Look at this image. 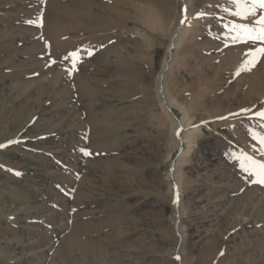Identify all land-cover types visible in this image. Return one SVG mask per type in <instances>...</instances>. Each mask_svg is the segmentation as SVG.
Segmentation results:
<instances>
[{
  "label": "rangeland",
  "instance_id": "rangeland-1",
  "mask_svg": "<svg viewBox=\"0 0 264 264\" xmlns=\"http://www.w3.org/2000/svg\"><path fill=\"white\" fill-rule=\"evenodd\" d=\"M225 8L0 0V264H264V185L232 159L264 161L236 69L264 44L231 30L261 10Z\"/></svg>",
  "mask_w": 264,
  "mask_h": 264
},
{
  "label": "snow or ice",
  "instance_id": "snow-or-ice-1",
  "mask_svg": "<svg viewBox=\"0 0 264 264\" xmlns=\"http://www.w3.org/2000/svg\"><path fill=\"white\" fill-rule=\"evenodd\" d=\"M231 4H233L237 11L233 12L232 15L242 17L244 19H248L249 17H256L257 10H261V14L258 19L254 20V27H249L247 24L244 25H233L232 31L236 32V35L232 37L234 41L241 42H260L264 44V0H229ZM224 11H228L227 8ZM204 13H199L198 17H202ZM181 23H185L184 20H181ZM248 59L244 62V65L241 71H250L252 67L259 62L261 57H264V47H258L253 51L249 52ZM71 58L72 60V68L69 71L76 70V64L79 61V53L73 52L69 53V56L65 57V59ZM237 75L240 74L238 71ZM248 111V110H243ZM260 119L264 120V111L257 112L255 114ZM264 127V125H262ZM253 139L257 140L260 145L258 151L264 155V135H257L253 133ZM0 147H4V145H0ZM85 155H89L90 153L85 152ZM232 159L238 161L239 167L241 171L246 173L248 176L254 177L251 181L252 183H258L260 185H264V161L254 159L252 156L246 153H240L239 155L233 153ZM179 259V257H176Z\"/></svg>",
  "mask_w": 264,
  "mask_h": 264
},
{
  "label": "bare ground",
  "instance_id": "bare-ground-1",
  "mask_svg": "<svg viewBox=\"0 0 264 264\" xmlns=\"http://www.w3.org/2000/svg\"><path fill=\"white\" fill-rule=\"evenodd\" d=\"M91 4V3H90ZM89 4V5H90ZM97 4V2H94L93 3V5H96ZM182 10H184V9H182ZM235 11H237V9L236 8H233V10H231V11H227L228 13H233V12H235ZM184 12V11H183ZM184 13H187V12H184ZM182 15H183V13H182ZM186 16V15H185ZM176 26V25H175ZM180 27V26H179ZM182 28V27H181ZM177 29H178V27H177ZM187 30V29H186ZM176 31V30H175ZM175 31L172 33V35H171V37H170V43H169V46H168V48H167V50H166V54L168 55V56H172L173 55V53L172 52H170V54H169V51H170V49L171 48H173L174 50L176 49V48H178V46H179V40H178V36H179V32L178 33H176L175 34ZM186 32V31H185ZM182 36V35H181ZM180 38V37H179ZM181 39V38H180ZM177 52V51H176ZM226 56L227 57H225V56H223L221 59H220V63H222V64H226V63H228L229 62V60L230 59H232L234 56H235V54H230V53H227L226 54ZM172 58V57H171ZM261 66V65H260ZM259 67V66H258ZM170 68V66L167 64V61L165 60L164 61V63H163V66H162V69L160 70V73H159V75H158V93L160 94V93H162V96L164 97V95L163 94H165V93H163V91H165L164 90V87H163V84H162V81H163V77H164V73L168 70ZM242 69L241 67H237L236 69ZM263 71H264V65H262L261 67H259L258 68V70H256V72H253L252 73V77L250 76V74H251V70L250 71H243V76H244V78H245V80H246V82H248L247 84H249L250 85V88H249V90L251 89L252 90V92H256L257 94L258 93H262V94H264V85H263V82H264V80H263V78H262V76L264 75L263 74ZM191 72V71H190ZM189 72V74H192V73H190ZM242 75V74H241ZM264 77V76H263ZM157 82V81H156ZM159 82H160V85H159ZM248 85V86H249ZM166 88V87H165ZM249 93V92H248ZM167 95V94H166ZM186 96V95H185ZM253 96H254V94H253ZM164 99L166 100V97H164ZM186 101V100H185ZM183 112H184V109H183ZM231 126V125H230ZM178 132H177V136L179 137L180 135H182L184 132L183 131H185V126H182V125H179L178 126ZM175 134H176V132H175ZM182 141L184 142L185 141V139H182ZM182 141L181 140H179V143L181 142L182 143ZM176 190H177V192L179 193V187H176L175 188Z\"/></svg>",
  "mask_w": 264,
  "mask_h": 264
},
{
  "label": "water",
  "instance_id": "water-1",
  "mask_svg": "<svg viewBox=\"0 0 264 264\" xmlns=\"http://www.w3.org/2000/svg\"><path fill=\"white\" fill-rule=\"evenodd\" d=\"M179 145L181 146V142L179 143Z\"/></svg>",
  "mask_w": 264,
  "mask_h": 264
}]
</instances>
